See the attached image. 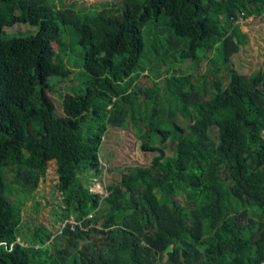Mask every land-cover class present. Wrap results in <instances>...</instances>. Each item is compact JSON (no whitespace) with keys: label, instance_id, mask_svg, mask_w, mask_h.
Masks as SVG:
<instances>
[{"label":"trees","instance_id":"1","mask_svg":"<svg viewBox=\"0 0 264 264\" xmlns=\"http://www.w3.org/2000/svg\"><path fill=\"white\" fill-rule=\"evenodd\" d=\"M76 6L0 0V264H263L264 67L243 73L233 60L248 42L241 21L264 18V0H122L91 16ZM20 24L36 33H8ZM66 26L84 87L58 115L51 80L75 72L57 53ZM109 126L133 127L158 154L101 194L87 175L102 172ZM52 160L56 220L81 226L52 237L37 222L23 238L21 214Z\"/></svg>","mask_w":264,"mask_h":264},{"label":"rangeland","instance_id":"2","mask_svg":"<svg viewBox=\"0 0 264 264\" xmlns=\"http://www.w3.org/2000/svg\"><path fill=\"white\" fill-rule=\"evenodd\" d=\"M66 6H70L77 3L75 11L86 12L89 16L94 12H100L104 6L114 5L120 3L122 0H63ZM70 8V7H68ZM241 22H248L249 25L244 26L245 33L250 32L248 42L242 46V52L239 53L238 58H234L233 63L235 68L243 73L256 72L264 67V18H251L244 19ZM36 28L29 25H17L8 29L9 34H18L20 36H26L36 33ZM243 31V32H244ZM63 42H60L57 53L62 56V59L68 62L73 69L74 73L70 74L67 78H53L51 81L53 86L48 92L49 96L56 104V112L58 115H62L63 107L62 100L65 93L70 92L75 86L79 90L84 85L82 84V78L78 77L81 66L83 63V49L78 41V37L73 35L71 29L68 26L64 27ZM159 41L164 40V37L157 36V31H154L152 35ZM165 36V35H164ZM145 39L148 40V36L145 35ZM164 42V41H163ZM64 46L62 47V45ZM145 56L147 60L152 57V46L149 42L145 43ZM67 48V49H66ZM67 50V51H66ZM211 56V55H210ZM146 60V59H145ZM160 63V62H158ZM257 63V64H256ZM164 65V62L162 63ZM192 64V60L181 64V67L188 69ZM256 64V65H255ZM155 65V64H154ZM212 64L209 61L200 65L199 71L207 73ZM165 67V66H164ZM153 77H141L139 82L152 85ZM175 149V142L169 140L165 144V150L168 155H172ZM158 152H152L145 150L142 147V141L138 138L133 127L130 129H120L114 126H109L100 148V162L102 165V172L98 175H92L88 179L94 180L92 190L97 193H106V184L112 181H119L122 176V172L127 166H149L153 160V157ZM59 182V175L57 171V164L55 160L49 162V170L46 177L40 182L38 189L35 191L34 197L26 201V206L22 212V221L20 224V231L23 233V238L32 230V227L37 222H43L52 231L53 235H59L57 231V223L55 213L63 207V195L57 189ZM75 217L74 215H72ZM76 218V217H75ZM264 264V263H263Z\"/></svg>","mask_w":264,"mask_h":264},{"label":"built area","instance_id":"3","mask_svg":"<svg viewBox=\"0 0 264 264\" xmlns=\"http://www.w3.org/2000/svg\"><path fill=\"white\" fill-rule=\"evenodd\" d=\"M101 194H103V193H101ZM90 216L91 215H89V217ZM76 226H81V222L78 221L75 217H73L71 215L68 218H65L63 220H60L57 223V231H58V233H62V231L64 230V228L69 227L70 229H75Z\"/></svg>","mask_w":264,"mask_h":264},{"label":"crops","instance_id":"4","mask_svg":"<svg viewBox=\"0 0 264 264\" xmlns=\"http://www.w3.org/2000/svg\"><path fill=\"white\" fill-rule=\"evenodd\" d=\"M245 25H247V24H243V25L241 26V28H242V31H244V29H243V28H244V26H245ZM244 33H245V31H244ZM247 34H248V35H249V37H250V35H251V34H250V32H247ZM241 52H242V49H241L240 53H241ZM256 64H257V63H256ZM256 64H255V65H256Z\"/></svg>","mask_w":264,"mask_h":264}]
</instances>
